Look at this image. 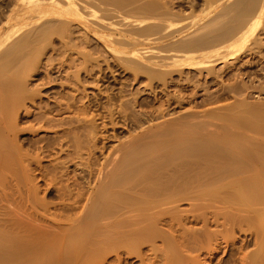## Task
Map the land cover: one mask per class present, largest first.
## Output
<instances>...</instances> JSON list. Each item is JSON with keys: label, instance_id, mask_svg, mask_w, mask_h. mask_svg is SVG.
<instances>
[{"label": "bare ground", "instance_id": "6f19581e", "mask_svg": "<svg viewBox=\"0 0 264 264\" xmlns=\"http://www.w3.org/2000/svg\"><path fill=\"white\" fill-rule=\"evenodd\" d=\"M164 1L0 0V264H264V101H248L238 68L264 62V0H205V13L181 28L173 18L185 16L166 19L174 11L160 9ZM87 35L132 81L147 79L149 98L136 99L146 110H132L134 95L133 112L122 98L116 109L122 94L106 97L104 82L93 92L108 99L101 111L82 99L78 72L91 77L97 66L99 76L108 58ZM188 70L233 80L213 93L203 77L210 91L198 100L202 83ZM22 121L58 134L61 154L49 165L47 147L23 148ZM107 127L118 141L97 158Z\"/></svg>", "mask_w": 264, "mask_h": 264}, {"label": "rangeland", "instance_id": "374dc122", "mask_svg": "<svg viewBox=\"0 0 264 264\" xmlns=\"http://www.w3.org/2000/svg\"><path fill=\"white\" fill-rule=\"evenodd\" d=\"M140 1H144V0H140ZM153 1H155V0H153ZM159 1H161V0H159ZM162 1H163V0H162ZM165 1H166V0H165ZM165 1H164V4H165V5H164V4H163V5H160L162 2H161V3H158V2H157L158 5H160V9H161V7H162L163 9H166V10H167V9H170V10H171L170 13H171L172 11H174V12L171 13L172 15H169L170 18H169V17H166L167 13H169V10H168V12L165 11V13L167 12L166 15H165V18H166V19L168 18V19L172 22L171 17H172V16L174 17L173 13H175V12H177V11H178L177 13H179V14L181 15L182 18H184V16H185V18H184L182 21L179 20V21H181V22H179V21L177 22L176 20H174V19H177V17H176V18H175V17H174V18L172 17V18H173V21H174L173 24H175L176 27H180V28H181V25L178 26L179 24L186 23V22L189 24V22H188L189 20H191L190 22H192V19H193L194 17H195L194 19H196V16H198V15H200V16L203 15V14L205 13L204 11H205V9H206V7H207V6H206V2H204L205 0H174V1H173V0H170L171 2H174V5H173L174 8L172 7V5H170L171 2H169V0H168V2L166 1V2L168 3V7H169V8L166 7V3H165ZM201 2H202V3H201ZM204 3H205V5H204ZM172 4H173V3H172ZM163 6H165V8H164ZM170 6L172 7V9L170 8ZM176 6H177V7H176ZM203 7H205L204 10H203ZM160 9H158V11H160ZM163 9H162L161 11H163ZM173 9H174V10H173ZM202 10H203V11H202ZM199 12H200V13H199ZM203 12H204V13H203ZM177 13H175V14H177ZM189 14H190V16H191L192 18L189 17ZM180 15H179V16H180ZM187 15H188V16H187ZM195 15H196V16H195ZM176 16H177V15H176ZM200 16H198V17H200ZM181 17H180V18H181ZM198 17H197V18H198ZM180 18H179V19H180ZM182 18H181V19H182ZM194 19H193V20H194ZM175 21H176V22H175ZM188 24H185V25H187V27H188V26H189ZM183 25H184V24H183ZM175 26H174V27H175ZM176 27H175V28H176ZM183 27H184V26H182V28H183ZM175 28H174V29H175ZM185 28H186V27H185ZM185 28H183V29H185ZM176 29H178V28H176ZM263 29H264V28H263ZM262 31H263V30H262ZM262 31L260 30V32H262ZM262 36H263V37H262ZM55 37H56V36L52 37V40H51V41L53 42V40H54V42H53L54 46H58V45L60 44L61 39H58V38L55 39ZM57 37H59V36H57ZM87 37H88V38H87ZM87 37H86V38H87L88 40H86V41H89V38H90V39L92 38V40H93V41L95 42V44H96V41H95V40H97V39H96L95 37L93 38V36H91V35H87ZM260 37L264 40V32H262V35H261V33H260ZM53 38H54V39H53ZM92 40H90V43L87 42V43H86V44H87L86 46H88L89 44H91ZM97 41H98V40H97ZM55 42H59V43L56 44ZM94 42H93V45L96 46L97 51H96V48L94 49V47L92 46V49H94L93 51H94V52L96 51L97 54H98V56H100V55H99L100 53H102V55H104V54H105V53H103V51H104V48H103V47H104V46H103V47L101 46L102 43L98 41L99 43L97 42V44L95 45ZM88 43H89V44H88ZM100 43H101V44H100ZM263 43H264V41H263ZM91 45H92V44H91ZM98 45H99V47L101 46V48L103 49V51H102L101 48L98 49V48H99V47H97ZM82 46H83V45H82ZM89 46H90V45H89ZM89 46H88L86 49L91 50V49H89V48H90ZM142 46H149V44H142ZM150 46H152V45H150ZM263 49H264V47H263ZM263 49H262V53H261V54H264V50H263ZM100 50H101V51H100ZM98 51H100V53H98ZM105 51H106V49H105ZM105 51H104V52H105ZM106 52H107V51H106ZM47 55H48V54H47ZM102 55H101V56H102ZM106 55H108V56H106ZM95 56H96V55H95ZM104 56L108 57L107 59L105 58L106 60H105V59H104V60H105L108 64H110V65H108V64L105 63L103 60L100 61V63H101V64L103 63V65L101 66V64H100L99 67H100V68L102 67L103 69L100 70V74H99V76L102 75V77H105L104 79L101 78V76L99 77V76L97 75L98 73H97V74L94 73V71H95L94 69H93V72L91 71V72H92L91 77H88V75H89L88 72L86 71V73H84V70H83V69H81L82 72H81V71L78 72V74H79L78 77L80 76V77H79L80 80L78 81V84H77L78 86H77V87H80V86H79V85H80L79 82H81V88L83 89V86L85 85L84 82H86V85L84 86V87H85V88H84L85 90L82 91L81 88L79 89L80 92H81L80 94H82V93L84 94V95H83V94L81 95V96L83 97L82 99H84V98L87 99V97L89 98L90 95H91L92 98H93V100L95 99V100H94V101H95V104H94L95 106H93V107H94V108H95V107L98 108L99 111H101L100 109H101V106L103 107V104H105V103L107 104L108 99H107L106 97L109 96V95H107V92L113 94L114 91H116V93H114L115 96H117V95H119V93H121L122 96L119 95V96H121V97H119V98H120V99L122 98L123 101L126 100V99H128V100H129V99H130V100H133L132 97H134V96L137 97V96L139 95L140 97H139V96H138L137 98L135 97V100H136V99H137V100H141V99H142V102H143V101H144L143 98H144V97L147 98V97H148L147 95L149 94L147 91H144V90H143L144 87H143V85H142V84H144V80H145V82H146L147 79H146V78H145L144 80L142 79V80H143V81L141 80L142 82H141V81L136 82V80H134L137 84L142 85V87L139 86V85L137 86V84H135L134 81H132V79H134V78H132V77H130V76L128 77V75H131V74H132L131 72L127 73L128 68L126 69L125 66H124L123 68H125V69L127 70V71H124V69L121 67V68H122V71H121V70H120V66H119L120 63L117 62L118 65H116V61L114 62V58H112V56L109 55V53H106ZM258 56H259V58H258V57L254 58V60H253L252 63H251V64H253L254 66H250V64L246 65V63H245L243 66H242V65H240V66L237 65V66H238V68H241V69H240V72H242V73L244 72V73L242 74V78H243L242 83L246 82V84L249 85V86H248V90H247V91L249 92V95H248V101L251 100V101H255L256 103L260 101V102H261V105H262V102L264 101V75H263V74H264V73H263V72H264V62L261 61V58H260L261 56H260V55H258ZM109 57H111V58H110L111 60L113 59V60H112L113 62L109 60ZM98 58H99V57H98ZM242 58H243L242 60L247 61V59H249V56L246 55L245 57H242ZM245 58H246V59H245ZM99 59H102V57L99 58ZM108 60H109L110 62H109ZM256 60H257V61H256ZM43 61H44V60H43ZM256 62H257V63H256ZM260 62H261V63H260ZM112 63H113L114 65H113ZM98 64H99V60H98ZM104 64H105V66H104ZM94 65H95V64H94ZM106 65H108V67H110L111 69H113V71H111L110 68H109V71H106V70H105V68L107 67ZM115 65H116V69H114V68H115ZM120 65H121V64H120ZM246 66H247V67H246ZM66 67H67V66H66ZM66 67H65V71H63V72H65V75H66V71H72V70H74L73 67L76 68V66L70 67L69 69L66 68ZM96 67H97V66H94V68L97 69L95 72H97L98 69H99L98 67H97V68H96ZM215 67H217V70H216ZM215 67H214V68H215V71H220V70H222L221 68L224 69V66H222L221 63H217V64L215 65ZM235 67H236V66H235ZM257 67H258V68H257ZM72 68H73V69H72ZM218 68H219V69H218ZM236 68H237V67H236ZM238 68H237V69H238ZM242 68H243V69H242ZM244 68H245V69H244ZM246 68H247L248 74H246V73H247V71H245ZM259 68H260V69H259ZM262 68H263V69H262ZM70 69H71V70H70ZM106 69H107V68H106ZM117 69H118V70H117ZM226 69H227V70L224 69L225 71L223 70L224 73H227V72H230V71L234 73V71L231 69V67H230V68H226ZM228 69H229V71H228ZM102 70H104L105 73H104V71H102ZM107 70H108V69H107ZM101 71H102V73H101ZM129 71H131V70H129ZM190 71H192V73H191ZM190 71H189V70L187 71V72H189V73H186L187 75L185 74V72H184V74H185L186 76H188L189 74H193V75H191V79H192V80L195 79V80H194L195 83H196L197 81H198L199 83H200L201 81L203 82V79H204L203 77H205V80H204L205 83H208L209 86H211V89H210V87H208V85L206 86V84H205V86L207 87V90H206V91H208L209 89L212 90V89H214V88L216 87V88H215L216 90L214 89V91H215V92H219V90L221 89L220 87L223 85L222 83H227V82L229 83V82H232V80H233V78H232V80H231V78H229V79H224V80L227 81V82H226V81H224V80L222 79V77H221V79H220V77H219V78H214L215 80L218 79V82H216L217 80L214 81L213 78H212V76H211L212 79H211L210 77L208 78L207 76H210V75L206 74L205 72H202V73H201V76H202V74H206V75H204L203 77L200 78V73H198V74H199V77H198V75H197L198 78H197V77H194V78H193V76H195V74H197V73H196L195 70H190ZM193 71L195 72V74L193 73ZM226 71H227V72H226ZM262 71H263V72H262ZM63 72L60 74V76H61L60 80H63V78L65 77V75H64ZM80 72H81V73H80ZM91 72H89V73L91 74ZM98 72H99V71H98ZM220 72H221V75L224 74V73H222V71H220ZM236 72H237V71H236ZM236 72H235V73H236ZM82 73H83L85 76H84ZM93 73L95 74V78H97V77H96V75H97L98 78L101 79V80H99V79L97 78V79H96L97 81L95 80L96 82H95V81L92 82V80L94 79V78H93V77H94V74H93ZM103 73H104V74H103ZM109 73H110V74H109ZM121 73H122V74H121ZM62 74H63V75H62ZM106 74H107V77H108V78L106 77ZM114 74H115V75H114ZM126 74H127V75H126ZM53 75H55V74H53ZM53 75H51V76H53ZM81 75H82V76H81ZM86 75H87V76H86ZM112 75H113V76H112ZM118 75H119V76H118ZM125 75H126V77H128V78H126ZM185 75H184V76H185ZM239 75H240V77H241V73H240ZM89 76H90V75H89ZM62 77H63V78H62ZM82 77H83V78L86 77V79L84 78L85 81H83L84 79H83ZM120 77H121V78H120ZM124 77H125V78H124ZM188 77L190 78V76H188ZM67 78H69V77H65L64 80H65V81H66V80L68 81ZM72 78H73V77H72ZM72 78H69V80L71 81ZM79 78H78V79H79ZM88 78H89V79L91 78L92 80H91V79L88 80ZM129 78H130V79L132 78V79L130 80ZM206 78H207V79H206ZM81 79H82V80H81ZM102 79H103V81H102ZM197 79H198V80H197ZM209 79H211V81H212V82L210 81L211 84H210V82H209ZM106 80H109V81H106ZM123 80H124V81H123ZM196 80H197V81H196ZM199 80H200V81H199ZM219 80H221V81L223 80L224 82H221V83H220ZM260 80H261V81H260ZM65 81H63V82H65ZM82 81H83V84H82ZM87 81H88V82H87ZM89 81H91V82H89ZM101 81H102V82H101ZM105 81H106V82H105ZM206 81H207V82H206ZM37 82H39V81H37ZM103 82H104V83H103ZM132 82H133V84H132ZM198 82H197V83H198ZM202 82H201V83H202ZM67 83H68V82H67ZM67 83L65 82V85H66ZM94 83H95V84H94ZM96 83H97V84H98V83H101V84H98V88H100V89H101V87H102L104 84H106V85H104V86L102 87V88L104 89V91L107 90V91H105V93H104V95L106 96V97L104 96L105 99H104V98H101V97H103V95L99 93L100 91H102V93H103V89L100 90V91H97V92H98L97 94H94V93H96V90H99V89H96V88H97V87H96V86H97ZM102 83H103V85H102ZM130 83H131V84H130ZM199 83H198V84H199ZM203 83H204V82H203ZM203 83L197 85V87H196V88L199 89V86H201V89H199L200 92L197 91L198 94H200L199 97H197L198 100L200 99V97L202 96V94L206 93L205 90H202V89L204 88V86H203V88H202V85H204ZM214 83H215V84L217 83V84H219V85H215ZM261 83H262V84H261ZM68 84H69L70 87L68 86V88H66V87H67V85H66V86L64 87L63 90H67V91H69V93H70V92H71V91H70V88H72V87H71L72 85H70V83H68ZM93 84H94L95 86H94ZM126 84H127V85H126ZM213 84H214V85H213ZM256 84H257V85H256ZM108 85H109V86H108ZM133 85H134V86H133ZM220 85H221V86H220ZM258 85H259V86H258ZM99 86H100V87H99ZM105 86H106V87H105ZM117 86H118V87H117ZM126 86H127V87H126ZM135 86H137V87H135ZM250 86H251V87H250ZM93 87H94V88H93ZM107 87H108V88L110 87V88H109L110 90H109ZM206 87H205V88H206ZM218 87H219V88H218ZM249 87H250L251 89H250ZM259 87H260V88H259ZM122 88H123V89H122ZM130 88H131V89H130ZM137 88H138V90H137ZM141 88H143V89H142L143 91L141 90ZM157 88H158V87H157ZM208 88H209V89H208ZM68 89H69V90H68ZM121 89H122V91H121ZM54 90H58V89H54ZM73 90H74V89H73ZM119 90H120V91H119ZM127 90H128V91H127ZM134 90H137V91L140 90L139 92H141V94H140L139 92L134 91ZM210 90H209V91H210ZM67 91H66V92H67ZM77 91H78V90H77ZM77 91H75V92H77ZM118 91H119V92H118ZM201 91H203V93H201ZM214 91L212 90V91H210V92H213V93H214ZM220 91H221V90H220ZM64 92H65V91H64ZM75 92L73 91L72 93L75 94ZM78 92H79V91H78ZM93 92H94V93H93ZM122 92H123V93H122ZM127 92H128L129 94H128ZM142 92H147V94H146V93L143 94ZM41 93H43V92H41ZM47 93H48V92H44V94H47ZM86 93H87V94H86ZM44 94H43V95H44ZM48 94H49V95H48V99L50 98L49 100H53V99H51L52 96H53V97L56 96L55 94L52 95V93H51V94L48 93ZM93 94H94L95 96H97L98 94H100L99 96H97V97H100V96H101L100 99H98L97 97H95ZM112 94H111V95H112ZM250 94L253 95L254 97H253V96H250ZM254 94H255V95H254ZM133 95H134V96H133ZM141 95H143V96H141ZM85 96H86V97H85ZM115 96H114V97H115ZM249 96H250V98H249ZM110 97H112V96H110ZM117 97H118V96H117ZM262 97H263V98H262ZM90 98H91V97H90ZM92 98H91V99H92ZM112 98H113V97H112ZM112 98H111L110 102L114 100V98H113V99H112ZM148 98H149V97H148ZM148 98H147V99H148ZM229 98H230V99H229ZM251 98H253V100H252ZM254 98L257 99V100H255ZM82 99H81V100H82ZM86 99H84V100H86ZM96 99H97L99 102H98ZM106 99H107V101H106ZM122 99L120 100L121 102H120V104H119V103H118L119 101H118L117 98L115 97V100H117L118 102H117V101H116V102L113 101L111 104H112L114 107L117 106L116 103L119 104V107H116V109H119V108L122 106V102H123ZM225 99H227V100H225ZM260 99H261V100H260ZM262 99H263V100H262ZM84 100H82V101H84ZM102 100H103V101H102ZM104 100H105V102H104ZM128 100H126L125 103H126ZM130 100H129V101H130ZM135 100H134V101H135ZM137 100H136L135 104H133L134 101H131V102H130V103H131V106L133 105L131 108L134 107L132 110L134 111V109H135L134 112H139L140 110L143 111L144 108H145L144 110H146L147 107H145L144 104H143V106L141 105L142 107H141L139 104L137 105ZM258 100H259V101H258ZM96 101H97V102H96ZM101 101H102V103L104 102L102 105H101ZM129 101H128V102H129ZM221 101H222V102H221ZM223 101H224V102H223ZM232 101H233L232 96H228V97H225L224 100H221V99H220V102L217 101L215 104H217V103L221 104V103H222V105H224L223 103H226V105H227V103H229V102L232 103ZM84 102H86V101H84ZM128 102H127V106H125L126 104H124V102H123V104H124L123 106H125L126 108L128 107V109L124 108V109H126V111H131V110H129V108H130V103H128ZM132 102H133V103H132ZM249 102H250V101H249ZM96 103H97V105H96ZM263 103H264V102H263ZM98 104H100L101 106H99ZM106 104H105V105H106ZM114 104H115V105H114ZM257 104H259V103H257ZM120 105H121V106H120ZM110 106H111V105H110ZM138 106H139V107H138ZM99 107H100V109H99ZM111 108H112V106H111ZM121 108H123V107H121ZM199 108H203V106H201V107H199ZM114 109H115V108H114ZM102 110H104V109H102ZM133 111H131V112H133ZM127 113H129V112H127ZM66 114H67V115H66ZM69 114H70L69 112L64 113L65 116H70ZM62 115H63V114H62ZM117 121H118V120H117ZM22 122H23V123H22ZM22 122H20V124H19L18 127H20L21 130H22L23 127H24V129H23L24 131H23V132L25 133V135L22 136V137L25 138V141L27 142L25 145H23V148H24V149H29V148L31 147L32 149H31V148L29 149V150H30V154L35 153L34 150H35V151H36V149L39 150L40 147H42V148L45 149V150L48 148V149L46 150L47 152L44 151V152H43L44 154H43V153L40 154V158L42 157V158H41V163H43V165H46V164L49 165V164L52 162V160H53L52 158H55L56 156H58V155L61 154V152L59 151L60 148H58V147H60V146H58V145L56 144V139H55L56 136H57L58 134H56L55 131H53V129H51L52 127H49L50 129H48V128H47V129H46V128L44 129V128H43L44 130H42V129L39 130V129H38V130H36V132L38 131L37 133H36V132L31 133V131H30V129H29L30 127L27 126L28 124L30 125L31 122H26V121H22ZM119 122L122 123L121 119H119ZM121 123H118V124L121 125ZM26 124H27V125H26ZM27 129H28V130H27ZM106 129H107L106 131L103 130V131H105V133H102V134H103V135H108L109 133L111 134V129L108 128V127H107ZM45 130H46V131H45ZM51 130H52L53 132H52ZM108 130H109V131H108ZM118 130H119L120 133L118 132L119 135L117 134L116 136H120V137H122V136H124V135L126 134L125 131H121V129H118ZM118 130H117V131H118ZM112 131H113V130H112ZM108 132H109V133H108ZM124 132H125V133H124ZM79 133H80V132H79ZM106 133H107V134H106ZM113 133H114V132H113ZM33 134H34V135H33ZM102 134H101L100 137H99L100 139H101V137H102ZM110 134H109L108 137L111 136ZM121 134H122V136H121ZM51 135H52V136H51ZM53 135H54V136H53ZM79 135H81V137H80ZM79 135H76V137H80L79 139H81V138L84 139V137H82L83 134H79ZM64 136H65V135H64ZM64 136H63V137H64ZM38 137H39V138H38ZM51 137H52V138H51ZM108 137L105 138L106 141H105L104 138H102V141H103L102 143H105V144H107L108 146L105 145V144H103L104 149H103V147H102V151H101L100 153H99L98 150H96L97 152L94 151V153L96 154V156H97V155L100 156L99 154H101V156H102V153H105L106 150L109 148V146L111 147V145H112L113 143H115V142L118 141V138H117V141H116V137H115V136H114V137L111 136L112 138H111V137L108 138ZM113 138H114V139H113ZM35 139H36V140H35ZM38 139H39V140H38ZM53 139H54V140H53ZM66 139H67V138H66ZM82 139H81V140H82ZM107 139H108L109 141H108ZM110 139H113V140H111V142H110ZM119 139H120V138H119ZM40 140H42V141H40ZM81 140H80V142L82 143ZM37 141H39V142H37ZM83 141H84L83 144L86 143L85 140H83ZM96 141H98V142H96V143H97V145L99 146L97 149H99V148H100V145L102 146V143L99 142V139L96 140ZM100 141H101V140H100ZM104 141H105V142H104ZM112 141H114V142H112ZM38 143H39V144H38ZM81 143H80V144H81ZM108 143H109V144H108ZM111 143H112V144H111ZM30 144H31V145H30ZM37 144H38V145H37ZM41 144H42V145H41ZM99 144H100V145H99ZM110 144H111V145H110ZM36 145H37V146H36ZM56 145H57V146H56ZM87 145H88V144L86 143L85 145H83V147L81 146V147L83 148V151L86 149V148L84 149V146L86 147ZM104 145H105V146H104ZM113 145H114V144H113ZM25 146H26V147L29 146V147L25 148ZM34 146H36V147H34ZM55 146H56V148H58V150L55 148ZM45 147H47V148H45ZM65 147H66V143H64V145L62 146V148H64L65 151H67V150H68V147H66L67 149H66ZM106 147H107V149H106ZM69 149H70V147H69ZM32 150H33V151H32ZM53 150H54V151H53ZM99 150H101V148H100ZM103 150H105V152H104ZM58 151H59L60 153H59ZM83 151H82V152H83ZM85 151H87V150H85ZM85 151H84L85 155H84V153H83V157H82L83 159H81L82 162L84 161V158H85V156H86V152H85ZM53 152H55L56 154L53 153ZM57 152L59 153L58 155H57ZM49 154H50V155H49ZM52 154H53L54 157L52 156ZM54 154H55V155H54ZM95 154H94V155H95ZM32 155H36V154H32ZM41 155H42V156H41ZM45 155H46V156H45ZM103 155H104V154H103ZM96 156H95V157H96ZM98 156H97V158H98ZM101 156H100V157H101ZM86 157H87V156H86ZM44 158H45V159H44ZM81 160H80V161H81ZM74 161L79 162V161H77V159L74 160ZM74 161H72V163H73ZM80 167H81V165H80ZM69 168H72V167H69ZM84 168H85V167H83V169H84ZM69 170H70V169H69Z\"/></svg>", "mask_w": 264, "mask_h": 264}]
</instances>
